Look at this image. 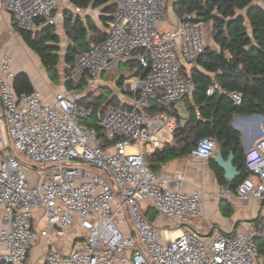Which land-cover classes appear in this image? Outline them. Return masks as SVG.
Returning a JSON list of instances; mask_svg holds the SVG:
<instances>
[{
    "label": "built area",
    "instance_id": "2783aa9c",
    "mask_svg": "<svg viewBox=\"0 0 264 264\" xmlns=\"http://www.w3.org/2000/svg\"><path fill=\"white\" fill-rule=\"evenodd\" d=\"M58 2L1 0V5L21 29L37 31L55 24ZM175 2L168 21L166 0H113L106 39L74 55L71 75L65 78L69 89L50 98L38 89L17 93L12 57L0 51V207L6 210L0 224V263L23 264L43 237H62L75 227L73 249L64 252L50 245L45 264H259L256 239L264 238V218L258 227L217 232L208 242L186 226L189 218L204 215L203 193L183 190V173L167 177L150 169L145 159L148 147H163V134L179 129L178 117L151 110L148 98L161 91V100L173 103L191 95L194 80L183 68L216 45L215 20H199L196 12L180 15ZM137 51L144 69L141 93L131 107L107 103L96 120L99 128L89 125L96 118L95 105H81L86 91L82 81L88 76L89 87L96 86L104 71ZM216 91H221L219 83L207 89L209 95ZM228 95L242 103L240 92ZM217 150L215 140L204 137L190 153L202 161ZM20 155L45 170L44 175L37 170L35 183ZM245 163L249 174L235 194L242 200H263L264 135L245 151ZM218 196L233 195L221 190ZM151 207L161 224L146 214ZM39 219L44 220L42 228L37 227Z\"/></svg>",
    "mask_w": 264,
    "mask_h": 264
},
{
    "label": "crops",
    "instance_id": "0c3cea01",
    "mask_svg": "<svg viewBox=\"0 0 264 264\" xmlns=\"http://www.w3.org/2000/svg\"><path fill=\"white\" fill-rule=\"evenodd\" d=\"M107 5L94 6L90 4L88 7H81L71 0H59L54 10L56 22L50 27L58 35V43H54L53 41L48 43L59 46L58 55L60 59L56 67L57 72L52 75L47 71L39 54L26 42L13 14L2 7L0 0V51L8 53L12 57V66L16 74L21 72L27 73L34 89L40 90L44 97L50 98L56 92L69 89L70 87L69 83L65 81V78L71 75L74 65V58L72 61L67 60L69 48L74 44L78 47L74 55L77 52H87L93 44L101 41V35L107 36L108 22L115 12V10H106ZM77 8H80V11ZM67 19L71 21L70 26L72 28H69L70 32H67L66 28ZM76 24H81L85 28L86 34L84 38L75 39L73 36L75 28H77ZM49 26L46 25L40 30L30 32H41ZM217 48L219 49L218 46ZM226 56L229 58L230 54L226 52ZM192 66L193 64H186L185 70H189L188 72L190 73ZM196 67L213 77L216 76V73L207 72L200 65H196ZM219 72L222 73L221 69ZM143 75L138 55H134L131 59L119 62L112 68L104 71L96 86L89 87L91 78L86 76L80 87L86 90L85 97H88L85 102L87 104L93 102L94 104L103 106L112 101L115 105L131 107L135 97L141 93ZM214 83H217V81ZM97 90L100 92L97 93ZM103 92L112 93V96L105 102H102ZM181 100L186 105L185 117L180 116L181 125L186 126L190 119L188 104L194 105L193 96L191 94ZM176 103L174 105L178 110L179 108ZM194 109L197 112L198 118H200L199 106H194ZM152 110L159 109L154 108ZM248 116L250 115L235 116L238 120L240 118L244 119L245 125L243 126H235L233 123L234 127L242 134L245 151L258 138L261 125L264 124V121L260 117L246 118ZM174 139V135L167 136L166 143H172ZM154 150V148L148 147L145 155L148 156ZM190 152L162 164L158 170V173H162L167 177H171L175 173H183L185 175V184L182 189L185 191L199 190L203 193L205 197L204 215L202 217L189 218L186 226L199 231L208 242H211L215 238L217 232L230 234L236 230L248 231L254 227H258L264 218V199L242 200L235 194V185L230 191H226L224 185L228 181L225 179V182L221 184L216 174V168H220L215 161L216 154L210 159L196 161ZM234 183L236 184V180H234ZM221 190L231 193L233 195L232 199L219 197L218 195ZM223 199L226 200L224 208L221 205ZM41 214V211H39L38 218L41 217ZM5 215L6 210L0 207V224ZM155 220L160 224L162 223L157 217ZM163 223L166 222L164 221ZM43 226L44 220L39 219L37 227L42 228ZM75 230V227H71L67 230L66 235L62 237H43L30 249L28 258L23 264H45V255L50 245H54L64 252L71 251L75 245ZM259 258L261 264H264V257L260 254ZM115 264L123 263L115 262Z\"/></svg>",
    "mask_w": 264,
    "mask_h": 264
},
{
    "label": "trees",
    "instance_id": "16d2710c",
    "mask_svg": "<svg viewBox=\"0 0 264 264\" xmlns=\"http://www.w3.org/2000/svg\"><path fill=\"white\" fill-rule=\"evenodd\" d=\"M71 1L81 7H88L90 4L94 6L108 4L106 10H115L113 0ZM262 2L264 3V0ZM253 3L254 0H176L174 9L178 14L183 15L187 11L196 12L199 20H215L214 40L216 45L207 46L204 53L194 61L191 67L189 74L194 80L195 89L192 93L194 105L188 104L189 122L186 126L181 125L180 114L173 102L169 112L175 114L179 120V129L174 134V142L165 143L163 147L155 148L148 156L145 155L147 165L153 171L158 172L162 164L188 154L201 138L210 137L215 140L217 149L221 150L225 157L231 150H234L235 163L242 172V175L236 179L235 188L249 174L245 163L242 134L234 127L233 120L238 115L262 114L264 116V5H253ZM215 8L218 11L217 14L213 13ZM244 10L245 13H242ZM226 17H230V19L227 20ZM70 23L71 21L67 19V32H70V27L72 28ZM52 26L36 33L21 28L20 30L28 45L41 57L47 71L53 75L57 72L56 67L60 57L58 55L59 46L48 44L51 41L58 43V35L50 28ZM85 34V28L80 24L75 28L73 36L75 39H79L84 38ZM104 39H106V35H101V41ZM77 49L75 44L69 48L68 61L73 60ZM226 52L230 54L229 58H227ZM135 55H138V51ZM229 61H235L236 67L242 68L252 78L245 79L220 73L222 63ZM196 65H200L207 72L216 73V76L213 77L203 72ZM141 70L144 74L142 65ZM183 73H187L184 68ZM215 81L220 84L221 91L209 95L207 89ZM13 85L17 93L34 90L32 81L25 72L16 74ZM232 91L242 94L241 104H235L229 97L228 94ZM188 96L190 95L184 98ZM87 97L81 100V105H95L94 113L96 115L95 120L87 122H90L89 125L99 128L96 120L104 105L93 102L87 104L85 102ZM109 103L114 102L110 101ZM194 106H199L200 118H198ZM223 173L222 168H216V174L221 184L225 182ZM225 201L223 199L221 202L222 208L225 207ZM256 243L259 255L264 257V238H257Z\"/></svg>",
    "mask_w": 264,
    "mask_h": 264
},
{
    "label": "water",
    "instance_id": "95a60500",
    "mask_svg": "<svg viewBox=\"0 0 264 264\" xmlns=\"http://www.w3.org/2000/svg\"><path fill=\"white\" fill-rule=\"evenodd\" d=\"M253 5H260L258 2L253 3ZM221 72L226 75H230L233 77H243L245 79L252 78L250 75L246 73V71L242 70V68H237L235 61H229L228 63H222ZM148 105L151 108H157L160 110H171V103L164 102L161 100V91H157L154 95L148 98ZM260 117L264 121V116L262 114H253L246 118H254ZM238 118L236 117L233 121L234 125H237ZM264 135V130L261 128L258 137ZM215 161L218 163L220 168L223 169V177L228 181L227 184L224 185L226 191H230L232 187L235 185L234 180L242 175V172L239 170V167L235 165V153L234 150H231L229 155L225 157L221 150H218L216 153Z\"/></svg>",
    "mask_w": 264,
    "mask_h": 264
},
{
    "label": "rangeland",
    "instance_id": "374dc122",
    "mask_svg": "<svg viewBox=\"0 0 264 264\" xmlns=\"http://www.w3.org/2000/svg\"><path fill=\"white\" fill-rule=\"evenodd\" d=\"M166 3H167V11H166V14H167V19L169 21V20H171V16H172V8H173V6L171 5L172 4V0H166ZM255 3H257V1H255ZM261 4L264 5V3H261ZM242 13H245V10L242 11ZM205 27H206V34L208 36L209 35V32H208L207 26H205ZM99 92L100 91L97 90V93H99ZM102 94H103L102 102L107 101L112 96V93L111 92H103ZM176 105L179 108L178 109V113L180 114L181 117L184 118L185 117V114H186V105H185V103L183 102V100H181V101L179 100V101H177ZM237 125H240V126L245 125L244 124V119L243 118H240L237 121ZM263 125L264 124H262L261 126H263ZM1 131H2V135H3L4 140L8 143L7 129H6V125H5V122L4 121H1ZM167 136H172V135H169L167 133H164L163 134V137L165 138V140H166V137ZM20 158L24 161V164H25V167H26L25 172L30 175V178L31 179H33L32 183H35L37 181V178L35 177L36 172H38L37 170H39V172H40L41 175H44V172H45L44 169L37 167L34 163H32L31 161H29L25 156H21L20 155ZM92 171L97 172L98 174L102 175L103 177L109 179V177L107 176V174L103 170H101L99 168L92 167ZM145 212L148 215V217L150 219H152V220H155L156 219V216L158 215L157 210H155L153 207H151L149 210H146ZM157 230L161 234L162 231H161V229L159 227H157ZM258 262H259V264H261L260 258L258 259Z\"/></svg>",
    "mask_w": 264,
    "mask_h": 264
},
{
    "label": "bare ground",
    "instance_id": "6f19581e",
    "mask_svg": "<svg viewBox=\"0 0 264 264\" xmlns=\"http://www.w3.org/2000/svg\"><path fill=\"white\" fill-rule=\"evenodd\" d=\"M129 150H131V151H135V149L134 148H132V147H130L129 148ZM180 232L179 231H177L173 236H175V235H178Z\"/></svg>",
    "mask_w": 264,
    "mask_h": 264
}]
</instances>
